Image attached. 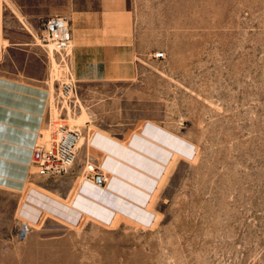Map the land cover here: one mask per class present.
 <instances>
[{"label": "rangeland", "instance_id": "1", "mask_svg": "<svg viewBox=\"0 0 264 264\" xmlns=\"http://www.w3.org/2000/svg\"><path fill=\"white\" fill-rule=\"evenodd\" d=\"M128 9L130 42L104 79L78 80L72 42L35 38L50 90L40 133L61 119L82 138L66 174L33 167L22 191L0 188V264H264V0ZM96 133L122 159L92 147ZM94 172L126 183V196L114 200ZM81 180L105 205L77 192Z\"/></svg>", "mask_w": 264, "mask_h": 264}, {"label": "crops", "instance_id": "2", "mask_svg": "<svg viewBox=\"0 0 264 264\" xmlns=\"http://www.w3.org/2000/svg\"><path fill=\"white\" fill-rule=\"evenodd\" d=\"M129 12L128 0H0V188L22 191L34 167L33 147L50 97L46 59L35 44L42 21L67 19L74 73L79 81L96 80L114 74V52L130 42ZM109 187L114 200L129 188L120 181ZM80 193L105 205L106 193L87 181ZM143 196L135 198L138 205Z\"/></svg>", "mask_w": 264, "mask_h": 264}, {"label": "built area", "instance_id": "3", "mask_svg": "<svg viewBox=\"0 0 264 264\" xmlns=\"http://www.w3.org/2000/svg\"><path fill=\"white\" fill-rule=\"evenodd\" d=\"M41 31L42 41H49L59 49H65L70 45L71 37L65 17L51 16L44 19ZM60 92L63 97L72 96L76 92L75 83L72 80L62 81ZM48 126L49 136L43 139V134L39 133L38 140L34 144L32 164L38 175L55 177L66 174L72 168L82 135L78 129L69 127L61 119L50 120ZM89 177L90 182L99 187L105 186L110 179L102 172H94ZM25 231H27L26 225L19 230V234L22 236Z\"/></svg>", "mask_w": 264, "mask_h": 264}, {"label": "bare ground", "instance_id": "4", "mask_svg": "<svg viewBox=\"0 0 264 264\" xmlns=\"http://www.w3.org/2000/svg\"><path fill=\"white\" fill-rule=\"evenodd\" d=\"M52 51V50H51ZM150 129V128H149ZM145 137V136H144ZM142 142V141H141ZM134 143V142H133ZM135 144V143H134ZM145 144V143H144ZM91 145L92 147H94L95 149L104 151L106 153L107 156L109 157H114L117 159H122L123 155L125 154L126 150L125 148L120 145L119 143H116L115 141L103 136L102 134L96 133L94 134V136L91 139ZM142 145V144H141ZM132 146V145H131ZM144 147V146H143ZM138 148V147H137ZM127 149V148H126ZM132 149V148H131ZM134 150V149H133ZM103 152V153H104ZM133 152V151H132ZM140 153V152H139ZM160 153V152H159ZM138 156V155H137ZM153 156V155H152ZM143 157V156H142ZM149 157V155H148ZM130 159V158H129ZM135 159V158H134ZM158 159V158H157ZM156 159V160H157ZM162 161V158H161ZM165 165V163H163ZM153 166V165H152ZM155 167V166H154ZM154 171V170H153ZM85 181V180H84ZM84 181H80L78 187H79V191H77L78 193H80V187L82 186ZM119 181L118 179H111L109 184L112 186H116V182ZM121 183V182H120ZM86 185V184H85ZM84 186V185H83ZM113 188V187H112ZM84 190V189H83ZM90 193V192H89ZM81 194V193H80ZM96 194V193H95ZM114 194V193H113ZM75 195V194H74ZM116 195V194H115ZM118 195V193H117ZM123 196V195H122ZM92 197V196H91ZM94 197V196H93ZM92 197V198H93ZM125 197V196H124ZM74 198V197H73ZM73 201V200H72ZM72 214H74V212H72ZM72 214L70 216H72ZM75 216V215H74ZM73 217V216H72ZM28 229V226H27Z\"/></svg>", "mask_w": 264, "mask_h": 264}]
</instances>
